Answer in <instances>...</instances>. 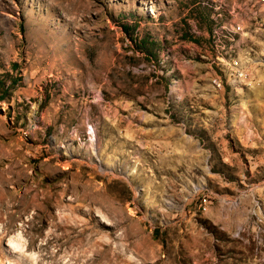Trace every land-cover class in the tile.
Wrapping results in <instances>:
<instances>
[{"label":"rangeland","instance_id":"374dc122","mask_svg":"<svg viewBox=\"0 0 264 264\" xmlns=\"http://www.w3.org/2000/svg\"><path fill=\"white\" fill-rule=\"evenodd\" d=\"M2 88L0 264H264V0H0Z\"/></svg>","mask_w":264,"mask_h":264},{"label":"bare ground","instance_id":"6f19581e","mask_svg":"<svg viewBox=\"0 0 264 264\" xmlns=\"http://www.w3.org/2000/svg\"><path fill=\"white\" fill-rule=\"evenodd\" d=\"M32 200V199H31ZM30 199H26V201H25V209H27L28 207H30V206H32L33 205V200L31 201ZM67 220H69V219H67ZM65 223H66V220H65ZM64 227V226H63ZM71 227V226H70ZM73 228H75V226L73 227ZM72 228V229H73ZM65 231V230H64ZM74 232V231H73ZM76 232V231H75ZM81 232V231H80ZM79 233V232H78ZM76 236H79V234H75V236H74V239H75V237ZM73 237V236H72ZM15 247V246H14ZM17 247V246H16ZM15 247V248H16Z\"/></svg>","mask_w":264,"mask_h":264},{"label":"trees","instance_id":"16d2710c","mask_svg":"<svg viewBox=\"0 0 264 264\" xmlns=\"http://www.w3.org/2000/svg\"><path fill=\"white\" fill-rule=\"evenodd\" d=\"M5 86V84L3 83V87ZM2 94L0 95V100H3L5 98V93H6V89L5 88H2ZM5 94V95H4Z\"/></svg>","mask_w":264,"mask_h":264},{"label":"built area","instance_id":"2783aa9c","mask_svg":"<svg viewBox=\"0 0 264 264\" xmlns=\"http://www.w3.org/2000/svg\"><path fill=\"white\" fill-rule=\"evenodd\" d=\"M205 203V202H204Z\"/></svg>","mask_w":264,"mask_h":264}]
</instances>
